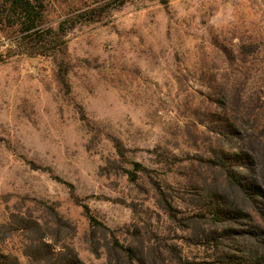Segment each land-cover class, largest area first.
Instances as JSON below:
<instances>
[{"label": "rangeland", "instance_id": "obj_1", "mask_svg": "<svg viewBox=\"0 0 264 264\" xmlns=\"http://www.w3.org/2000/svg\"><path fill=\"white\" fill-rule=\"evenodd\" d=\"M31 1L0 0V264H264V0Z\"/></svg>", "mask_w": 264, "mask_h": 264}, {"label": "trees", "instance_id": "obj_2", "mask_svg": "<svg viewBox=\"0 0 264 264\" xmlns=\"http://www.w3.org/2000/svg\"><path fill=\"white\" fill-rule=\"evenodd\" d=\"M9 3V10L19 18V21H23L24 24L30 23L27 28H33L35 25V19L40 15H34V5L31 0H6ZM26 28V29H27ZM89 214V209L87 208ZM92 218V217H90Z\"/></svg>", "mask_w": 264, "mask_h": 264}]
</instances>
